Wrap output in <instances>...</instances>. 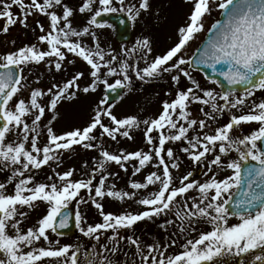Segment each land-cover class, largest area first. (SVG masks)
Masks as SVG:
<instances>
[{
  "label": "snow or ice",
  "instance_id": "snow-or-ice-1",
  "mask_svg": "<svg viewBox=\"0 0 264 264\" xmlns=\"http://www.w3.org/2000/svg\"><path fill=\"white\" fill-rule=\"evenodd\" d=\"M185 2L193 8L178 29V42L149 59V37L117 52L102 45L98 30L110 28L104 17L118 12L133 24L146 20L153 0H0V31L7 34L17 24L39 30L36 42L0 54V264H223L228 255L258 249L253 264H264V0ZM214 11L221 18L211 24L206 42L189 53ZM134 54L139 60L133 64ZM78 63L82 67L64 75ZM41 65L61 80L34 87L40 77L30 83L29 75ZM130 70L141 81L168 74L173 82L175 94L166 93L170 99L155 117L121 115L109 103L110 93L131 88ZM115 77L120 78L110 82ZM101 86L105 94L89 120L57 132L59 108ZM245 126L252 130L245 132ZM134 130H142L146 148L105 146L106 140L134 141ZM78 148L98 153L83 163V175L75 167L58 171L66 154ZM182 156L195 167L204 165L201 179L195 167L180 171ZM113 165L130 175L128 190L109 184L110 178L124 179ZM106 199L138 208L105 211ZM88 205L97 210L98 222L82 212ZM37 207L44 214L29 226ZM72 207L75 226L94 241L90 248L61 244ZM157 220L161 230L178 231L166 243L142 246L135 226ZM123 241L138 259L126 260Z\"/></svg>",
  "mask_w": 264,
  "mask_h": 264
},
{
  "label": "rangeland",
  "instance_id": "rangeland-1",
  "mask_svg": "<svg viewBox=\"0 0 264 264\" xmlns=\"http://www.w3.org/2000/svg\"><path fill=\"white\" fill-rule=\"evenodd\" d=\"M193 8V4L191 2L186 3L185 0H153V12L151 15L147 16L146 20H142L139 23L133 24L131 21V39L128 43L118 44L115 37L114 27H105L103 29L98 30V34L101 36V43L105 46H111V48H115L117 52L120 51L122 47L132 48L135 45V42L138 39H141L145 36L151 39L153 45V53L149 56V59L153 58L155 55L162 54L170 47L174 46L175 43L179 40L178 29L181 26H184L187 22V17L190 15ZM13 12H17V9L14 7L12 9ZM158 12V15L156 14ZM115 14H120L115 13ZM126 15L124 13H121ZM220 12L214 11L211 16L205 18V32L197 35V38L191 42V46L189 48V53L194 52L195 48L198 47L201 42L204 40V37L210 28L211 24L215 22L219 18ZM31 19V17L29 18ZM46 22V21H44ZM4 23L3 20H0V26ZM77 24H83L84 20H78ZM109 24V23H108ZM47 25V22H46ZM39 34V30L34 33L32 31L27 32L22 26L17 24L13 26L9 33L4 34L0 31V54H3L7 51L13 50L12 41L17 38H28V43L36 42V36ZM139 60L138 55H133L130 63H135V61ZM81 64H77L76 66H69L67 68L66 73L64 75H70L79 69ZM140 66L143 67V62H140ZM35 69L39 75H32L29 77L30 83L34 82L36 77H40V84L36 85L33 83V86H39L43 88H47L45 86L47 83L52 84L51 82H56L61 80L60 74H55L54 72L46 71L43 65L38 66ZM32 70V69H31ZM73 71V72H72ZM130 75L132 76V85L131 88L123 89V93L121 98L112 104L116 105L114 112L121 115H137L140 118H149L155 117L159 111L161 110L162 101L164 99H170V97L166 96V93L171 91L173 95L175 94V88L173 87V82L171 81L168 74H165L162 78L152 80V81H141L136 78L134 71L130 70ZM55 76V79L53 77ZM115 78H109L110 82H114ZM196 78L200 79L203 82V76L199 73L196 74ZM48 86V87H49ZM218 87V86H217ZM105 89L101 86L98 89L97 93L92 94L87 99H80L75 102H68L64 104L63 107H60V118L58 122L55 123L54 127L57 132H61L66 128L71 126H80L85 124L89 118L94 114L93 109L98 102L99 99L103 98ZM27 94V93H26ZM261 97V93H257V98ZM196 114H199L198 112ZM202 118V117H201ZM227 121V116L220 119V123H224ZM254 127V126H253ZM252 128L247 126L244 127L245 132L251 131ZM134 141H129L125 138H119V143L112 142L110 140H106L105 146L111 151L116 150L118 148H125L128 150H134L139 147H145L143 142V132L142 130L135 131L134 130ZM147 150V149H146ZM98 153L95 150H82L77 149L72 152L70 155L66 154L64 163L58 171L67 170L69 167H75L77 172L83 175L85 171L82 168V165L85 161L91 160L93 157L97 156ZM183 163L180 171L184 172L186 167L188 169H192L193 166L190 161H188L185 157H181ZM115 170L120 171V176L124 177L123 180L119 178L113 180L110 178V183H117L118 188L128 190L126 188V181L130 179V175H125L122 170L118 169V166L113 165ZM202 169H204V165H200L195 167V177L197 179L202 178ZM45 171H48L45 169ZM48 174H51L48 171ZM44 176H38V179H44ZM79 178V177H77ZM139 178V177H137ZM0 179H3V176L0 175ZM147 195V192L144 193ZM92 207V208H91ZM138 208L134 203H122L114 199H106L105 201V211H111L114 213H121L123 211H136ZM72 209L75 208L72 207ZM82 212L86 214L87 219L90 223L98 222L101 218L98 215L97 210L91 206H82ZM92 210V212H91ZM44 214L43 207H37L33 211L30 212V218L27 220V224L30 226L37 218ZM162 220H157L155 223L144 221L139 222L137 226H135V236L139 237L142 246L144 244H151L153 242L166 243L168 238L172 236L173 232L178 231L176 227L169 226L167 232L160 229L159 224ZM179 223V222H177ZM132 232H129L128 235H132ZM104 242V241H102ZM80 244L84 248H90L91 244L94 241H89L88 238L84 237L82 233H80L78 229V233L73 240L63 241L61 240V244ZM122 247L128 253L126 260L138 259L133 256L135 251L134 247L129 245L127 241L122 242ZM260 254V250H256L255 254L249 253L244 254L242 256L228 255L223 258V264H253L254 255Z\"/></svg>",
  "mask_w": 264,
  "mask_h": 264
},
{
  "label": "water",
  "instance_id": "water-1",
  "mask_svg": "<svg viewBox=\"0 0 264 264\" xmlns=\"http://www.w3.org/2000/svg\"><path fill=\"white\" fill-rule=\"evenodd\" d=\"M110 21H112L113 23H116L118 25V28H117V30H118V41L119 42L128 41L130 39L131 35H130V27H129V24L127 22V19H125V18H120V19L112 18V19H110ZM205 71H209V73H210V70H208V69H205ZM216 78L222 80L221 77H216ZM223 83H224L225 88L229 87L226 82H223ZM242 89H243V86L237 87V91H239V92H242ZM118 97H119V94L110 93L109 94V102H112V101L118 99ZM75 229H76V226H75V221H74V216H73V221L71 222L70 227L67 229H64L62 231L65 233L64 236H73L75 234Z\"/></svg>",
  "mask_w": 264,
  "mask_h": 264
}]
</instances>
